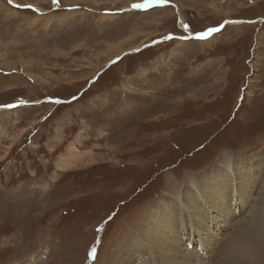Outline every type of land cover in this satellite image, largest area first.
Instances as JSON below:
<instances>
[{
	"label": "rangeland",
	"instance_id": "obj_1",
	"mask_svg": "<svg viewBox=\"0 0 264 264\" xmlns=\"http://www.w3.org/2000/svg\"><path fill=\"white\" fill-rule=\"evenodd\" d=\"M225 156L259 170L213 250L264 264V0H0V264H124Z\"/></svg>",
	"mask_w": 264,
	"mask_h": 264
},
{
	"label": "bare ground",
	"instance_id": "obj_2",
	"mask_svg": "<svg viewBox=\"0 0 264 264\" xmlns=\"http://www.w3.org/2000/svg\"><path fill=\"white\" fill-rule=\"evenodd\" d=\"M60 161L65 164L67 161H69V158L62 157ZM232 161V158L229 156L223 157L222 165L224 168L219 166L217 169H215L216 171L209 175L207 180L204 181L202 188L200 189V186H198L200 189L199 192H191L190 195L186 197L187 205L183 203L180 194H178L177 198L172 200L171 206L168 205L167 202H165V200L162 198L161 204L156 207L155 214L150 220L151 224L147 229V232L150 233V235H143V239L139 237L135 240V246L132 248V251L130 252L128 250L130 258L128 261H125L124 264H131L133 261L130 260H134L133 256L136 254L149 257L153 256L151 257L150 261L155 264H220L219 261L222 262V264H256L255 256H257L258 253L256 249H254L255 247L252 248L253 243L248 246V242L246 243L243 241V243L241 241L239 243H242V245H237L238 247H235L236 249H234L231 253H229L230 251H227V248L224 249L226 250L225 252L220 250L214 251L212 246L214 242H217L219 245H221V236L226 235H228V238L223 245L227 246L231 242L233 243L235 226L233 228L234 232L232 236L229 232H227V230L222 234L217 233V231H219L218 228L220 226L221 220L224 217L228 218V215L233 211L230 202L232 199L231 197L239 196V200L242 203H245L247 195L253 193L252 187L255 185V180L251 179V175H255L257 170H259L257 166L254 165L247 167L241 163H237L235 168L232 169V171H229V175H234V180L229 181V175L227 174L226 168L230 164L232 166ZM194 178L195 177L192 179L194 180ZM193 180L191 181L190 185L193 184ZM249 181L253 183V186L248 185ZM195 183H197V179H195ZM212 188L215 189L216 193V198L213 201H211V198L207 193L210 189L212 190ZM200 194H202V198L199 196ZM262 194H264V188L261 190V197ZM203 195L206 196L210 201H207ZM252 205H254L255 208L257 206L258 214H244L243 219L235 224L237 227H243V224L246 223V221L244 223V219H247L248 217L255 215H261L264 217V209H261L260 211L259 208L260 200L255 202L253 200V202L251 201L248 203V206ZM233 215V212L229 215L230 220H232ZM257 219L259 218L257 217ZM226 221L221 224L226 223ZM165 222L169 223L170 226L166 227L163 225ZM175 225H178V227ZM258 230L259 229L252 230L249 226L246 227L247 232ZM260 236L264 237V234L254 235L253 239L255 241H251L258 244L260 241ZM152 244L155 246H153V249H151ZM233 244H238V242L235 243L234 241ZM189 245L192 248H190ZM229 248L231 249V247ZM213 256L217 258L220 257V260L216 258L217 261H214L212 258Z\"/></svg>",
	"mask_w": 264,
	"mask_h": 264
},
{
	"label": "snow or ice",
	"instance_id": "obj_3",
	"mask_svg": "<svg viewBox=\"0 0 264 264\" xmlns=\"http://www.w3.org/2000/svg\"><path fill=\"white\" fill-rule=\"evenodd\" d=\"M9 2L11 3V0H9ZM146 2H150V0H146ZM145 5H140V4H134L133 7L139 8V7H144ZM25 7H31V5H25ZM212 31V30H210Z\"/></svg>",
	"mask_w": 264,
	"mask_h": 264
}]
</instances>
